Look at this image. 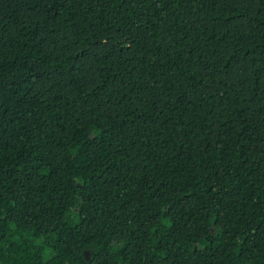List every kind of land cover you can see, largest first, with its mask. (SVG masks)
<instances>
[{
  "label": "trees",
  "instance_id": "16d2710c",
  "mask_svg": "<svg viewBox=\"0 0 264 264\" xmlns=\"http://www.w3.org/2000/svg\"><path fill=\"white\" fill-rule=\"evenodd\" d=\"M0 264H264V0H0Z\"/></svg>",
  "mask_w": 264,
  "mask_h": 264
}]
</instances>
